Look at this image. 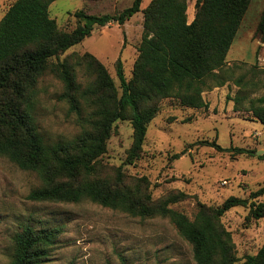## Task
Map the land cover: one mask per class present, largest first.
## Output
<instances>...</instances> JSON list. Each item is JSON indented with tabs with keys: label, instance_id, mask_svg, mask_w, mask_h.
Segmentation results:
<instances>
[{
	"label": "trees",
	"instance_id": "trees-1",
	"mask_svg": "<svg viewBox=\"0 0 264 264\" xmlns=\"http://www.w3.org/2000/svg\"><path fill=\"white\" fill-rule=\"evenodd\" d=\"M53 1L13 0L0 18V156L35 172L41 180V186L32 189L27 198L70 203L89 200L131 216L167 217L191 245L196 264H235L234 243L221 217L242 206L249 208L248 218H263L264 202L257 198L264 195V185L248 198L230 195L217 206L198 202L190 219L170 207L190 194L175 191L153 199L145 176H126L120 170L109 175L103 171L100 157L117 120L131 124L132 142L125 162L132 164L142 152L147 127L161 100L177 99L188 108L207 107L202 93L225 84L227 54L251 0H195L194 18L189 23L187 0H151L143 9L142 0H133L114 13L94 15L76 10L61 25L50 16ZM138 12L142 13L143 29L128 79L121 59L115 62L120 92L106 67L91 53L58 61L95 27L111 22L122 25ZM257 31L264 43V7ZM79 68L88 79L85 86L76 80ZM46 71L62 82L58 99L78 118L81 130L72 139L48 143L36 123V85ZM250 111L264 124V95L251 100ZM197 143L224 149L215 141ZM58 231L25 225L14 236L10 264H39ZM243 264H264V243L255 254L246 255Z\"/></svg>",
	"mask_w": 264,
	"mask_h": 264
},
{
	"label": "rangeland",
	"instance_id": "rangeland-1",
	"mask_svg": "<svg viewBox=\"0 0 264 264\" xmlns=\"http://www.w3.org/2000/svg\"><path fill=\"white\" fill-rule=\"evenodd\" d=\"M12 1L0 0V18ZM132 2L54 0L49 13L61 25L76 10L102 15L119 12ZM149 2L142 0L141 7ZM187 2L193 7L195 0ZM263 7L264 0H251L227 54L225 84L202 93L207 107L188 108L177 99L161 100L147 127L142 152L132 164L125 162L132 142L131 124L117 120L100 157L105 173L114 175L120 170L126 176H145L153 199L175 191L190 194L170 205L190 219L198 202L217 206L230 195L248 198L251 191L264 185V124L250 111L251 100L264 95V43L257 31ZM139 21L140 14L135 13L122 25L111 22L95 27L58 61L65 57L73 61L76 55L89 52L106 67L120 92L115 62L121 59L128 79L141 39ZM76 80L82 86L88 82L83 69L76 70ZM62 90V82L49 71L36 85L34 116L48 143L72 139L81 130L77 116L58 99ZM201 140L215 141L224 149L198 144ZM174 154H179L178 158H173ZM39 186L41 180L35 172L20 169L0 156V264H10L14 236L25 225L59 230L39 264H196L191 245L167 217L131 216L89 200H29V192ZM257 201L264 202V195ZM248 211V207H234L221 217L234 243L235 264H243L245 256L255 254L264 243V217L248 218Z\"/></svg>",
	"mask_w": 264,
	"mask_h": 264
},
{
	"label": "crops",
	"instance_id": "crops-1",
	"mask_svg": "<svg viewBox=\"0 0 264 264\" xmlns=\"http://www.w3.org/2000/svg\"><path fill=\"white\" fill-rule=\"evenodd\" d=\"M95 1H103V0H95ZM151 1V0H150ZM147 6V5H146ZM193 7H191L189 4L187 6V21L188 23L191 22L194 18V3L192 5ZM144 7H141V9H143ZM140 14V21H139V27L141 29V32H142V29H143V26H142V20H143V17H142V13L141 12H138ZM110 25V23H108L106 26ZM127 26H129V23L127 24ZM105 27V26H103ZM93 32V31H92ZM135 51H136V54H135V57L137 55V48H135ZM134 54V52H133Z\"/></svg>",
	"mask_w": 264,
	"mask_h": 264
},
{
	"label": "built area",
	"instance_id": "built-area-1",
	"mask_svg": "<svg viewBox=\"0 0 264 264\" xmlns=\"http://www.w3.org/2000/svg\"><path fill=\"white\" fill-rule=\"evenodd\" d=\"M263 61H264V59H263Z\"/></svg>",
	"mask_w": 264,
	"mask_h": 264
},
{
	"label": "water",
	"instance_id": "water-1",
	"mask_svg": "<svg viewBox=\"0 0 264 264\" xmlns=\"http://www.w3.org/2000/svg\"><path fill=\"white\" fill-rule=\"evenodd\" d=\"M258 152V151H257Z\"/></svg>",
	"mask_w": 264,
	"mask_h": 264
}]
</instances>
